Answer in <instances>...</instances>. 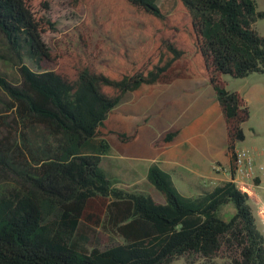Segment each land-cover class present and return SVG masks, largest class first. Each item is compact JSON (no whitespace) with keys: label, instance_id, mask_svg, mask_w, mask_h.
Masks as SVG:
<instances>
[{"label":"trees","instance_id":"obj_1","mask_svg":"<svg viewBox=\"0 0 264 264\" xmlns=\"http://www.w3.org/2000/svg\"><path fill=\"white\" fill-rule=\"evenodd\" d=\"M74 4L88 10L107 5L116 28L129 27L134 14L147 40L136 55L125 45L110 52V60L103 58L104 46L91 45L88 31L83 47L53 53L43 37L53 25L50 18L35 12L30 0H0V33L20 71L17 83L0 73V89L10 98L16 123L24 129L42 125L58 140L39 156L24 133L23 145L0 139V166L16 170L25 183L0 188V264H171L181 256L190 264H264V233L249 194L234 180L236 144L245 139L242 123L250 110L224 79L264 73V35L254 28L264 11L257 1ZM185 74L204 78L215 92L232 178L188 197L171 173L153 163L147 178L163 199L118 187L100 164L109 150L105 138L137 141L141 124L133 125L115 107L128 92ZM184 128L173 126L151 147H167ZM230 203L235 213L219 217L220 207Z\"/></svg>","mask_w":264,"mask_h":264},{"label":"rangeland","instance_id":"obj_2","mask_svg":"<svg viewBox=\"0 0 264 264\" xmlns=\"http://www.w3.org/2000/svg\"><path fill=\"white\" fill-rule=\"evenodd\" d=\"M256 1L258 9L264 11V0ZM30 3L35 12L47 16L53 23L43 34L46 44L53 53L59 48L83 47L82 35L88 31L92 35L91 45L104 46L107 50L102 52L103 58L110 60L114 59L110 52L118 53L125 45L131 55H136L139 53L140 45L147 40L138 16L130 15L132 23L129 27L116 28L115 23L109 24L110 9L104 4H97L88 10L85 6L77 8L74 0H30ZM85 20H88V28L87 24L84 25ZM254 28L259 34L264 35V18L257 20ZM11 55L6 40L0 33V73L5 74L8 80L17 83L20 80L19 66ZM224 79L227 81V89L239 91L247 99L250 110L249 119L242 123L245 139L239 141L236 147H247L256 159L262 161L264 160V73L253 72L244 78L226 74ZM115 109L125 113L133 125L141 124L137 141L122 143L115 135L105 138L109 150L101 156L100 164L118 187L136 189L151 194L157 199H163L160 192L148 180L147 168L153 163V157L161 154L165 147L152 148L150 144L165 131L179 124L185 125L184 134L172 144L192 137L191 142L197 147V157L205 162V166H210L213 160L224 166L228 165V158L225 155L227 149L225 122L214 90L202 77L185 74L171 83L143 85L135 92H128ZM23 133L26 143L39 156L48 148L58 144V140L51 136L44 126L35 125L30 129H24L20 123H16L10 98L0 89V139L8 137L9 142L23 145ZM99 141L100 139L93 140L95 144ZM192 167L199 166L193 163ZM169 173L173 175L174 183L182 194L188 197L197 196L198 192L195 188L183 183L175 172ZM24 184V179L16 170L0 166V188L3 191L6 192L14 186L22 187ZM256 191L262 196L264 184L257 187ZM250 203L256 213L255 202L250 200ZM229 206L234 207L231 203L221 206L218 216L225 220L230 219ZM200 261L198 259L196 264ZM171 264L190 263L186 256H181L174 259Z\"/></svg>","mask_w":264,"mask_h":264},{"label":"crops","instance_id":"obj_3","mask_svg":"<svg viewBox=\"0 0 264 264\" xmlns=\"http://www.w3.org/2000/svg\"><path fill=\"white\" fill-rule=\"evenodd\" d=\"M191 140L192 137H188L185 141H181L179 143L165 147L161 154L153 157L152 162L159 164L163 169L167 170L168 172H175L177 177L183 183L190 185L196 189V191L198 192L197 195H199L205 190H211L216 185L228 181L232 178L230 161L229 157L226 154V151L225 155L228 158L227 166H224L220 162L213 160L212 164L207 167L205 166V162H203L202 159L197 157V147L191 142ZM193 163L197 164V166L199 167H192ZM150 165L148 166V168L150 167ZM133 167L134 169H132L135 171V166ZM262 196L264 197V193ZM255 206L256 213L254 214L258 226L264 233V216L260 214L259 206L256 203ZM228 212L232 216L235 213V208L229 206Z\"/></svg>","mask_w":264,"mask_h":264},{"label":"built area","instance_id":"obj_4","mask_svg":"<svg viewBox=\"0 0 264 264\" xmlns=\"http://www.w3.org/2000/svg\"><path fill=\"white\" fill-rule=\"evenodd\" d=\"M235 153L234 180L243 191L249 194L250 200L259 206V212L264 216V197L256 191L257 187L264 184V160L256 159L246 147H236Z\"/></svg>","mask_w":264,"mask_h":264}]
</instances>
